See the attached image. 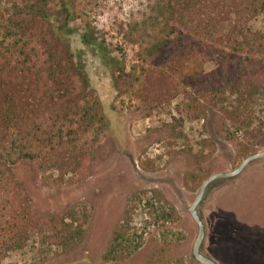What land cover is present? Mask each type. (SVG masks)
<instances>
[{
  "label": "rangeland",
  "instance_id": "obj_1",
  "mask_svg": "<svg viewBox=\"0 0 264 264\" xmlns=\"http://www.w3.org/2000/svg\"><path fill=\"white\" fill-rule=\"evenodd\" d=\"M25 1L0 0V41L16 15L15 7ZM167 1L66 0L74 18L71 28L79 34L87 28L94 30L110 52L109 60L105 63L86 50L76 35L73 47L81 51L92 93L83 96L80 78L71 73L63 78L70 95L57 101L58 105L52 103L55 86L47 74L43 49L31 57L33 71L27 75L33 83L23 91L41 132L50 131L51 113L74 116L67 111L69 101H75L73 106L88 103L96 107L93 130L80 141L88 154L86 172L60 176L55 170L18 164L13 171L12 202L33 218H64L75 226L84 224L86 232L67 250L35 236L2 264H104L102 257L115 231L128 217L143 236L144 245L130 257L108 264H199L192 255L198 227L187 208L204 181L241 164L243 150L264 151V94L254 99L253 112L243 121L232 114L244 108L230 103L227 116L208 106L205 118L184 121L182 139L171 138L179 132L170 128L179 118V100L162 110L151 109L155 91L137 82L130 86L118 71L124 67L125 74L135 71L140 76L145 66L143 51L157 42L164 27L166 14L160 13L159 5L165 10ZM49 6L57 10L59 0H52ZM254 27L264 32V15ZM5 58L0 50V62ZM257 62V68H264V57ZM24 76L8 78L21 83ZM140 80L145 82V77ZM148 202L160 211H171L175 222L154 223ZM199 210L207 230L204 254L219 264H264V159L253 162L235 178L215 181ZM164 233L174 234L173 241H165Z\"/></svg>",
  "mask_w": 264,
  "mask_h": 264
},
{
  "label": "trees",
  "instance_id": "obj_2",
  "mask_svg": "<svg viewBox=\"0 0 264 264\" xmlns=\"http://www.w3.org/2000/svg\"><path fill=\"white\" fill-rule=\"evenodd\" d=\"M51 1L27 0L16 6L14 20H9L10 26L5 27L0 41V50L6 57L0 62V264L35 236L67 250L75 247V239H83L86 232L84 224L75 226L74 221L69 224L64 218H33L12 202L13 171L18 164H34L40 171L55 170L60 176L85 173L88 154L80 141L97 121L94 105L73 106L72 100L67 103V111L74 116L51 113L50 131L38 130L31 117L34 110L28 107L23 91L33 83L27 75L33 71L31 57L37 50H44L47 74L55 86L52 103L58 105L57 101L70 95L63 87V78L71 73L80 78L83 96L87 91L92 93L81 51L73 47L74 36L78 35L84 48L105 63L110 55L94 30L87 28L79 34L71 28L74 18L66 0H59L57 10L49 6ZM165 7L163 10L159 5L160 13L166 15L157 42L143 51L145 66L140 76L145 77V82H140L135 71L125 74L124 67L118 70L120 77L128 79L132 87L137 82L155 91V99L149 103L151 109L162 110L179 100V118L170 126L179 131L172 134L174 140L184 137V121L205 118L208 106L228 116L231 103L237 109L244 108L243 112L235 110L234 118H248L255 107L254 99L264 94V68H257L258 59L264 57V32L254 27L264 15V0H168ZM66 36L71 37L67 40ZM208 66L211 70H207ZM14 74L25 75L24 81L17 83L8 78ZM98 103L102 104L100 98ZM67 122L70 126H66ZM242 154L245 159L255 151L248 147ZM147 205L151 206L154 223L175 222L171 211H160L152 202ZM130 224L128 217L115 231L102 257L104 264L128 258L143 247V236ZM162 236L165 241L174 239V234Z\"/></svg>",
  "mask_w": 264,
  "mask_h": 264
},
{
  "label": "water",
  "instance_id": "obj_3",
  "mask_svg": "<svg viewBox=\"0 0 264 264\" xmlns=\"http://www.w3.org/2000/svg\"><path fill=\"white\" fill-rule=\"evenodd\" d=\"M264 159V151L255 153L253 155L248 156L245 158L241 164L231 172H223L217 173L209 177L206 181L203 182L202 186L200 187L199 193L195 198L193 204L187 208L190 216L192 217L193 221L198 227V234L194 241L193 248H192V255L194 259L199 264H219L210 256L203 253V245L206 239L207 230L206 225L201 215V211L199 210L201 202L206 194V192L210 189V186L217 180H228L235 178L242 174V172L253 162L259 161Z\"/></svg>",
  "mask_w": 264,
  "mask_h": 264
}]
</instances>
